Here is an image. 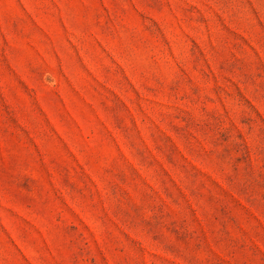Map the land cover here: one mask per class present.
<instances>
[{"label":"rangeland","instance_id":"1","mask_svg":"<svg viewBox=\"0 0 264 264\" xmlns=\"http://www.w3.org/2000/svg\"><path fill=\"white\" fill-rule=\"evenodd\" d=\"M0 264H264V0H0Z\"/></svg>","mask_w":264,"mask_h":264}]
</instances>
